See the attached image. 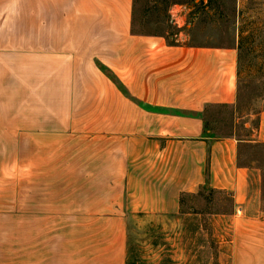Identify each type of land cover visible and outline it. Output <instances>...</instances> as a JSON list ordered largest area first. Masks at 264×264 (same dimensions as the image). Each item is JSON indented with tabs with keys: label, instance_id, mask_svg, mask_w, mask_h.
<instances>
[{
	"label": "crops",
	"instance_id": "1",
	"mask_svg": "<svg viewBox=\"0 0 264 264\" xmlns=\"http://www.w3.org/2000/svg\"><path fill=\"white\" fill-rule=\"evenodd\" d=\"M134 2L0 0V134H36L32 185L54 191L0 195V264H130L135 220L188 214L182 196L201 189L230 194V211L206 216L217 264H264L242 140L204 119L236 101L238 38L209 43L185 4L184 31L137 30Z\"/></svg>",
	"mask_w": 264,
	"mask_h": 264
},
{
	"label": "rangeland",
	"instance_id": "2",
	"mask_svg": "<svg viewBox=\"0 0 264 264\" xmlns=\"http://www.w3.org/2000/svg\"><path fill=\"white\" fill-rule=\"evenodd\" d=\"M203 1L209 10L204 11ZM172 3L194 7V28L209 43L229 44L238 38L236 101L231 106L208 108L204 119L217 135L234 133L241 138L237 163L248 169L251 193L261 196L253 209L264 214V143L252 140L258 113L264 108V0H135V29L170 36L176 30L168 12ZM35 135L0 134V195L54 193L53 188L32 185L37 182L36 167L31 164L35 161L32 156ZM37 141L41 147L47 139L40 134L38 139L35 137ZM66 155L59 156L60 162ZM69 190L75 193L77 187ZM231 208L230 194L201 189L182 196L181 212L188 214L138 217L128 235L134 247L130 264H217L215 259L220 251L217 235L221 227H217L216 221L213 226L214 220L206 216ZM199 224L202 231L198 230ZM176 242L181 244L179 249L171 245Z\"/></svg>",
	"mask_w": 264,
	"mask_h": 264
},
{
	"label": "built area",
	"instance_id": "3",
	"mask_svg": "<svg viewBox=\"0 0 264 264\" xmlns=\"http://www.w3.org/2000/svg\"><path fill=\"white\" fill-rule=\"evenodd\" d=\"M180 10L181 9H180L179 5L178 6L172 5L169 9V16H170V19L172 20V22L180 29V32H182V31H184V28L186 27V23H179V21L177 20L178 13Z\"/></svg>",
	"mask_w": 264,
	"mask_h": 264
}]
</instances>
